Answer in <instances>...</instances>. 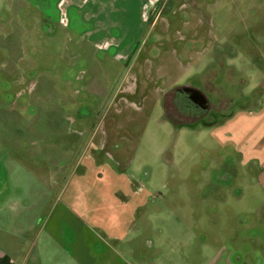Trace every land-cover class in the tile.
<instances>
[{
  "label": "rangeland",
  "instance_id": "1",
  "mask_svg": "<svg viewBox=\"0 0 264 264\" xmlns=\"http://www.w3.org/2000/svg\"><path fill=\"white\" fill-rule=\"evenodd\" d=\"M59 1L0 0V174L71 264H264V0L120 1L99 34Z\"/></svg>",
  "mask_w": 264,
  "mask_h": 264
},
{
  "label": "crops",
  "instance_id": "2",
  "mask_svg": "<svg viewBox=\"0 0 264 264\" xmlns=\"http://www.w3.org/2000/svg\"><path fill=\"white\" fill-rule=\"evenodd\" d=\"M120 1L126 0H69V8L77 11L81 22L89 24L87 33L99 34L116 27L115 20H104L103 16L121 11ZM64 2L60 0L58 6H63ZM109 21L111 23H108ZM59 23L66 26L70 24L65 11L60 12ZM67 154L64 150L60 156ZM16 174L17 171L13 173V181L17 180ZM18 189L17 186L10 184L7 174H0V264H71L73 259L71 246L75 238L68 228L70 223L66 220H57L59 227L52 229L49 227L48 214L43 218V210L49 208L50 195L43 192L29 205L27 203L31 197L26 198L23 203L24 198ZM134 225L135 222L132 223L133 228ZM132 232L127 229L125 234ZM94 238L100 239L92 240L96 253H110L113 249L109 242L112 240L119 244L117 248L123 253L133 254L130 239H125L129 237L121 238L114 235L111 239L103 241L100 234ZM118 254L116 255L119 257Z\"/></svg>",
  "mask_w": 264,
  "mask_h": 264
},
{
  "label": "flooded vegetation",
  "instance_id": "3",
  "mask_svg": "<svg viewBox=\"0 0 264 264\" xmlns=\"http://www.w3.org/2000/svg\"><path fill=\"white\" fill-rule=\"evenodd\" d=\"M195 106V105H194ZM195 114H197V115H200L201 114V112L200 113H197V112H195Z\"/></svg>",
  "mask_w": 264,
  "mask_h": 264
},
{
  "label": "trees",
  "instance_id": "4",
  "mask_svg": "<svg viewBox=\"0 0 264 264\" xmlns=\"http://www.w3.org/2000/svg\"><path fill=\"white\" fill-rule=\"evenodd\" d=\"M177 124H179V122L177 120H174ZM180 125V124H179Z\"/></svg>",
  "mask_w": 264,
  "mask_h": 264
}]
</instances>
